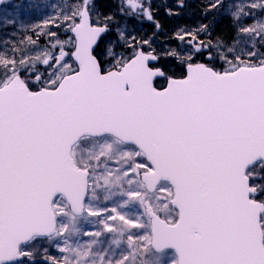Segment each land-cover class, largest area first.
I'll list each match as a JSON object with an SVG mask.
<instances>
[{"label":"snow or ice","instance_id":"obj_1","mask_svg":"<svg viewBox=\"0 0 264 264\" xmlns=\"http://www.w3.org/2000/svg\"><path fill=\"white\" fill-rule=\"evenodd\" d=\"M30 8L53 11L0 41V264H264V0L180 49L138 34L145 0Z\"/></svg>","mask_w":264,"mask_h":264},{"label":"trees","instance_id":"obj_2","mask_svg":"<svg viewBox=\"0 0 264 264\" xmlns=\"http://www.w3.org/2000/svg\"><path fill=\"white\" fill-rule=\"evenodd\" d=\"M13 2L16 1L6 4ZM145 2L151 6L155 21L159 22L161 29L158 31L155 24L147 19H142L141 22L136 23L134 26L139 30V35L152 36L153 33H156L154 37L156 43L154 46L157 48H187L186 42L190 37L186 36L184 41H181L177 35L178 32L180 29H186L191 32L202 24L209 25L212 33L210 39L213 42L220 39L232 43L236 36L230 12L232 4H239L241 0H224L225 8L213 9L211 11L206 7L210 0H145ZM259 2L260 0H257V3ZM243 3H249V0H243ZM120 4L121 0H98V10L104 15H108L118 12ZM181 4L184 6L180 7ZM170 12L171 15L169 14ZM251 13V17L244 20L245 26L254 25L257 21L264 19L259 8L251 9ZM11 18L12 20L7 24L0 20V41L6 39L9 42L19 43L26 35L32 34L28 29L35 23H40L45 16L35 11H32L28 16H23L22 13L17 15L13 11ZM200 39L207 42L209 37L201 36ZM41 42H43V38H41ZM0 46L2 47V44ZM200 59L203 60V58ZM164 63L169 64L171 70L177 76L185 72L183 66L176 61L165 60ZM217 67H219V63ZM162 83L164 82L157 81V84Z\"/></svg>","mask_w":264,"mask_h":264},{"label":"rangeland","instance_id":"obj_3","mask_svg":"<svg viewBox=\"0 0 264 264\" xmlns=\"http://www.w3.org/2000/svg\"><path fill=\"white\" fill-rule=\"evenodd\" d=\"M65 2L74 3L75 0H23V1L20 0V1L13 2L11 4H5L0 8V20L5 22L6 24L8 22H10L12 20L11 14H13V11H15L14 6L24 7V6L37 5V4H39V5H46V4H53V3L62 4ZM9 5H11L13 7H10ZM32 11H35L36 13H39V14L45 16V18H46V16L50 15L53 10L51 8H43L41 10H34V9L30 8L27 12H22V15L28 16ZM8 16H10V17H8ZM35 24H38V23H35ZM3 26H5V25H3ZM53 30H55V29H53ZM5 40L6 39H3L2 41H5ZM172 68H174V67H172ZM109 206H111V205H109ZM95 219H96L95 217H89L88 218V220H91V221H94ZM98 227H99L98 225H95L92 223H87V222L82 224V229L84 231H89V232L96 231ZM88 239H89V237H87V236H83L81 238L82 242L87 241ZM50 253L57 258H60L62 256V254L59 252V250L55 246L50 248Z\"/></svg>","mask_w":264,"mask_h":264},{"label":"water","instance_id":"obj_4","mask_svg":"<svg viewBox=\"0 0 264 264\" xmlns=\"http://www.w3.org/2000/svg\"><path fill=\"white\" fill-rule=\"evenodd\" d=\"M8 1H11V0H3V3H0V7H1L4 3L8 2Z\"/></svg>","mask_w":264,"mask_h":264}]
</instances>
